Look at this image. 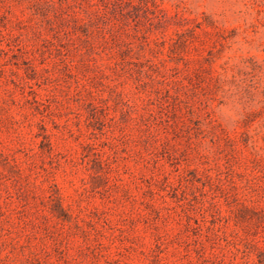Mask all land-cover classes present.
I'll return each mask as SVG.
<instances>
[{
    "label": "rangeland",
    "instance_id": "obj_1",
    "mask_svg": "<svg viewBox=\"0 0 264 264\" xmlns=\"http://www.w3.org/2000/svg\"><path fill=\"white\" fill-rule=\"evenodd\" d=\"M39 1L0 0V264H264V0Z\"/></svg>",
    "mask_w": 264,
    "mask_h": 264
},
{
    "label": "trees",
    "instance_id": "obj_2",
    "mask_svg": "<svg viewBox=\"0 0 264 264\" xmlns=\"http://www.w3.org/2000/svg\"><path fill=\"white\" fill-rule=\"evenodd\" d=\"M76 1H77V4L79 6H81L83 3L86 2V0H76ZM100 3L102 4V1H100ZM125 3H130V0H107L106 3H104V5H102V7L107 9L108 6H106V4L107 5L108 4H110V5H122ZM61 4H62L61 0H57V3L53 2L52 0H41L37 3H35V7L39 10L40 13H42V16H43L46 14L45 12L49 8L55 9L56 5H58L60 8ZM94 5H96V4H94ZM94 5H89V3H88V7L86 9H84L83 7H80L79 11L71 10L70 13H68V12L67 13L66 12L56 13L60 16V19L63 22L72 23V25L70 26V28L68 30V33L76 36L77 39L80 40L81 42H86V41H85V39H82V36H80L79 34L86 36V33H84L85 31H83V30H85L86 27L90 23L94 22L95 19H98L101 16V14H103L102 11L92 8ZM1 35H2V32H1ZM2 37L5 38V40H6L7 52H4L3 50H1V52L3 51L6 56L9 54V57L17 58V57H23L24 55L25 56L27 55L26 50L22 49L21 47H18L17 45L12 44V38L13 37H10L8 34H3ZM27 60H29V59H27ZM64 62L68 66V61L64 60ZM29 89H30V91H29L30 94L32 93V95H34L35 92L32 91V87H29ZM52 214L56 218H60L63 221H66L68 219V215L65 212V210L61 207V204H60L58 198L56 200H54Z\"/></svg>",
    "mask_w": 264,
    "mask_h": 264
}]
</instances>
